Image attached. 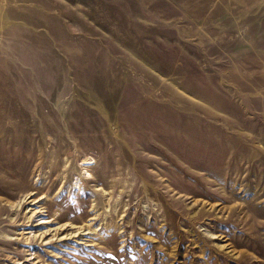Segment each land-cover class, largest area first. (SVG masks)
<instances>
[{
  "label": "rangeland",
  "instance_id": "374dc122",
  "mask_svg": "<svg viewBox=\"0 0 264 264\" xmlns=\"http://www.w3.org/2000/svg\"><path fill=\"white\" fill-rule=\"evenodd\" d=\"M227 1L0 0V264H264V0Z\"/></svg>",
  "mask_w": 264,
  "mask_h": 264
},
{
  "label": "crops",
  "instance_id": "0c3cea01",
  "mask_svg": "<svg viewBox=\"0 0 264 264\" xmlns=\"http://www.w3.org/2000/svg\"><path fill=\"white\" fill-rule=\"evenodd\" d=\"M229 1V0H228ZM227 1V2H228ZM226 5H228V3L226 4ZM224 12H226V13H229V12H233V13H231L230 14V16H233L234 14H235V5H234V3L233 4H229L228 5V7L226 6L225 8H224ZM227 17V16H226ZM202 21H206L205 23H207V20H205V19H201ZM227 20V19H226Z\"/></svg>",
  "mask_w": 264,
  "mask_h": 264
},
{
  "label": "bare ground",
  "instance_id": "6f19581e",
  "mask_svg": "<svg viewBox=\"0 0 264 264\" xmlns=\"http://www.w3.org/2000/svg\"><path fill=\"white\" fill-rule=\"evenodd\" d=\"M93 219H96V218H93Z\"/></svg>",
  "mask_w": 264,
  "mask_h": 264
}]
</instances>
